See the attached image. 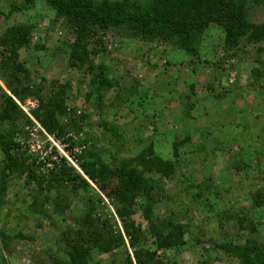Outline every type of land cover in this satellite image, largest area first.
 <instances>
[{
  "label": "rangeland",
  "instance_id": "rangeland-1",
  "mask_svg": "<svg viewBox=\"0 0 264 264\" xmlns=\"http://www.w3.org/2000/svg\"><path fill=\"white\" fill-rule=\"evenodd\" d=\"M25 1L0 0V9L8 15L12 6L22 7ZM249 22L263 26L264 8L252 7ZM63 24L44 0H37L29 11L0 17V37L12 27H32L33 40L20 52V61L33 81L39 84L45 79L47 91L53 83L71 84L67 105L87 118L80 123L78 135L72 136L78 145L72 149L66 142L69 147L55 151L59 161L64 159L86 179L90 197L96 192L103 198L104 204H96V218L114 220L126 238L125 224L129 223L118 218L111 201L84 176L74 156L83 155L87 148V153L95 151L114 171L153 146L159 158L175 164L176 173L172 179L162 180L161 191L155 193L152 219L171 220L186 229L184 246L158 252L160 261L240 264L218 246H242L250 241L264 248V207L258 208L252 201L264 188V54L258 55L264 49V38L249 34L227 48L224 30L210 25L196 55L189 56L170 43L144 42L112 30L100 36L106 52H99V38L91 41L90 50L99 52L94 62L108 68V77L116 86L103 98L94 95L88 100L90 77L69 68L74 38ZM254 71L260 78L255 79ZM0 87V136L6 137L13 130L3 121L4 93H9L1 82ZM19 108L31 125L23 126L25 133L13 137L16 153L24 155L27 167L33 163L39 177L50 181V143L43 137L31 141L28 130L38 122L24 111L38 109L39 102L28 100ZM6 164L0 150V171ZM6 180L7 192L0 196V264H65L69 243L63 235L69 227L80 230L87 191L74 192L63 186L37 196L36 184L26 187L27 176L13 173ZM57 197L60 206L54 203ZM34 202L43 214H33ZM144 206L137 200L131 217L143 232L150 225L144 218ZM240 222L245 223L243 228ZM5 236L10 238L8 247ZM153 244L150 240L147 247L154 252ZM132 255L129 244L107 255L94 251L90 264H130Z\"/></svg>",
  "mask_w": 264,
  "mask_h": 264
},
{
  "label": "trees",
  "instance_id": "trees-1",
  "mask_svg": "<svg viewBox=\"0 0 264 264\" xmlns=\"http://www.w3.org/2000/svg\"><path fill=\"white\" fill-rule=\"evenodd\" d=\"M36 1L26 0L22 7L12 6L8 15L0 9V17L29 11ZM44 2L55 12L57 21L63 22L64 28L74 38V43L70 47L68 66L71 70L84 72L90 77L91 91L88 100L94 95L103 98L102 96L116 86L108 77V68L94 62L99 52H106L101 34L112 30L123 31L131 38L144 42L170 43L189 56L196 55L204 33L210 25L224 30L227 48L238 44L249 34L254 39L264 38V25L257 27L249 22L252 7L264 8V0H148L145 3L44 0ZM33 32L32 27L16 26L8 29L0 37V82L9 93L3 92L5 96L3 121L13 129L6 137L0 136V150L7 162L5 169L0 171V196L6 194V178L8 174L13 173L19 177L27 176V188L36 184L37 196L44 191L49 193L53 190L58 191L63 186H70L74 192L81 188L85 192L89 191L91 187L86 179L74 168H69L64 159L59 161L56 151L48 160L52 166L50 181L39 177L33 169V163L31 164L33 167H27L24 155L16 153L13 137L25 133L23 126L31 125L16 101L25 104L28 100H37L39 108L30 111L31 118L33 117L48 135L64 143L68 142L72 149L78 143L70 136L78 135L81 130L80 123L87 118L78 114L76 108L67 105V94L72 89L70 83L64 86L53 83L52 88L47 91L46 80L43 79L39 84L35 83L26 65L20 61V52L30 47ZM95 38H99V52L90 50V43ZM263 54L264 49H259L258 55ZM259 76L258 72L254 71L255 79L260 78ZM83 150V155L74 156L79 169L111 201L118 218L129 224H125V238L115 227L114 220L96 218V204L102 205L104 200L94 191L95 197H90L87 191L84 194L87 195L84 201L87 210L78 224L80 230L69 227L63 235L65 241L69 243L65 252L67 259L65 264H90L94 251L107 255L125 248L127 244L133 251V258L129 257L130 264H165L157 257L158 252L184 246L186 229L171 220L155 222L152 219V208L156 203L155 193L161 191L162 180L175 176V164L159 158L153 146H150L132 163L124 162L120 168L112 171L100 161V156L95 151L87 153V148ZM54 157H57L58 162L52 161ZM153 177H159V180ZM139 199L142 200L143 206L147 204L144 206L146 209L144 218L150 225L145 232L142 231V227H136L135 222L131 221ZM252 201L256 207H264V188L253 195ZM35 203L31 206L33 214L35 216L43 214L42 211L35 209ZM54 203L61 205L58 197ZM239 224L243 228L245 223ZM4 239L5 247H8L10 238L5 236ZM150 240L154 241L153 245L156 248L154 252L147 247ZM218 250L235 258L240 264H264V248L256 242L248 241L242 246L221 245L218 246Z\"/></svg>",
  "mask_w": 264,
  "mask_h": 264
},
{
  "label": "built area",
  "instance_id": "built-area-1",
  "mask_svg": "<svg viewBox=\"0 0 264 264\" xmlns=\"http://www.w3.org/2000/svg\"><path fill=\"white\" fill-rule=\"evenodd\" d=\"M18 103V105L21 107V104L16 101ZM24 108V107H23ZM24 110V109H23ZM26 111V113L29 115L30 111ZM80 114V113H79ZM30 130H28V133H29V136H30V139L31 141L34 143V142H38L39 138L40 137H43V139H46L50 144L48 145L49 146V152L47 153L48 155L50 156H53V152L55 151V149H59L61 150H65V148L69 147V146H66L64 142H61L59 139H56L54 136H50L48 135L44 130L43 128L38 124V123H34V126H32L31 128H29ZM72 137V136H70ZM64 143V144H63ZM53 161H58L57 157H54L53 158Z\"/></svg>",
  "mask_w": 264,
  "mask_h": 264
},
{
  "label": "water",
  "instance_id": "water-1",
  "mask_svg": "<svg viewBox=\"0 0 264 264\" xmlns=\"http://www.w3.org/2000/svg\"><path fill=\"white\" fill-rule=\"evenodd\" d=\"M136 219H137L136 221H137V224H138L139 223V220H140V215H137L136 216Z\"/></svg>",
  "mask_w": 264,
  "mask_h": 264
}]
</instances>
